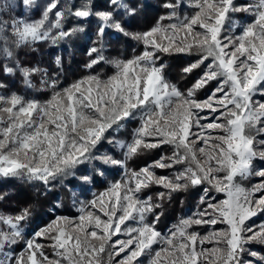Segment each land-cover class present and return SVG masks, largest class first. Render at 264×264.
Listing matches in <instances>:
<instances>
[{
    "label": "snow or ice",
    "instance_id": "obj_1",
    "mask_svg": "<svg viewBox=\"0 0 264 264\" xmlns=\"http://www.w3.org/2000/svg\"><path fill=\"white\" fill-rule=\"evenodd\" d=\"M139 7L128 0H108L104 9L94 0H0V74L50 93L42 102L5 93L8 84L0 81V177L46 191L68 177L107 184L100 192L85 189L91 200L74 199L77 217L57 216L28 239L23 224L30 208L0 211V264H264L251 247L264 246V221L249 223L264 213V0H163L166 11L155 24L134 31L126 18H135ZM34 9L38 17L27 14ZM93 21L87 76L62 85L59 56L51 73L23 64L22 50L58 46ZM109 33L143 50L109 59ZM178 54L193 58L180 70L182 78L193 77L186 89L167 75L164 57ZM101 64L114 73L101 78L92 71ZM204 89L208 94L200 98ZM156 150L157 159L129 167ZM110 169L120 170L119 179L110 178ZM158 169L171 171L158 175ZM253 178L261 179L245 186ZM153 186L162 189L155 200L144 195ZM198 186L203 195L196 210L166 233L158 230L164 203ZM200 226L209 229L206 235L195 230ZM41 238L51 241L54 258Z\"/></svg>",
    "mask_w": 264,
    "mask_h": 264
},
{
    "label": "trees",
    "instance_id": "obj_2",
    "mask_svg": "<svg viewBox=\"0 0 264 264\" xmlns=\"http://www.w3.org/2000/svg\"><path fill=\"white\" fill-rule=\"evenodd\" d=\"M41 2H46V0H41ZM107 2L108 0H94V6L99 9H104L107 7ZM128 2L132 5L140 6L138 14L135 18H126L130 20L132 25L131 30L134 31H143L150 28L155 24L159 16L164 14L166 11L161 7L163 0H128ZM22 11L25 10L21 8L16 9L17 14ZM184 11L191 12L192 10L181 8L182 14ZM27 14L32 17H38L39 9H34ZM241 16H243V14H238L237 18H240ZM73 23H76V21H70L68 26H71ZM94 36L95 21L88 24L83 33L77 34L75 37L70 38L67 42H61L55 47L42 45L40 46V51L38 53L22 50L20 52V58L26 66L40 64L41 66L48 67L51 73L56 71L54 60L57 56H59L63 65V71L60 75V79L62 81V85H67L89 74V70L84 66L91 59L87 55V50L92 46ZM106 43L107 50L105 52V56L109 59H128L132 55L139 54L143 50V45L137 44L136 42L122 36L117 38V34L114 33H109ZM164 59L169 65L167 70L168 79L181 89L190 87L191 82H193V77L189 76L187 79L182 78L180 70L189 62L190 59L193 58L178 54L171 57L165 56ZM92 71L94 73L99 72L101 78H107L115 71V69L110 64H101L97 65ZM33 79L37 84V87H39V77L37 76ZM0 81L8 84V88L2 90L5 93L15 91L27 98H36L42 102L46 101L50 96V93L48 92H38L25 88L22 83V78L18 75L16 77H6L0 74ZM214 86L215 82H213V84L209 87L211 88ZM207 94L208 89H204L199 95L200 98H204ZM135 126H137V122H131L126 129L121 131V138H128L131 129ZM103 147L111 150L110 145L104 144ZM165 148H167V146H165ZM159 154L160 150L147 153L144 156L130 161L129 167L139 170L146 164L157 159ZM81 168H87L89 172L91 171V166H81ZM169 171L171 170H165V172L160 173V171L157 170V174L165 175ZM109 172L111 173L110 178L119 179V169H110ZM81 174L83 173H81L80 169H77V176ZM106 186L107 184L103 180L93 186H88L84 185L75 177H68L62 184L57 183L54 187H52L51 191H46L44 186L39 183H26L17 179L0 177V194H7L5 199L0 201V211L9 214H17L23 208H30L31 217L23 224L25 239H28L37 229L50 223L57 213L73 214V197H76L77 200H91L92 192L86 191L85 189L92 188V190L100 192L103 191ZM202 187L203 186H198L190 188L186 192H178L173 195L170 202H165L163 207L164 215L160 218V221L157 224L158 230L161 232L168 230V228H170V224H173V222L181 214L195 209L196 204H198L200 200ZM161 190L162 189L159 187L153 186L149 190H146L144 195H153V199L155 200L154 193ZM181 200L183 201L182 204L180 203ZM58 202L62 205L60 208L55 207ZM157 211H159V209ZM37 242L46 245L43 251L49 255L50 258H54L53 249L51 247H47V245L51 243L50 240L41 238L38 239ZM16 247L17 249L23 248V241Z\"/></svg>",
    "mask_w": 264,
    "mask_h": 264
},
{
    "label": "rangeland",
    "instance_id": "obj_3",
    "mask_svg": "<svg viewBox=\"0 0 264 264\" xmlns=\"http://www.w3.org/2000/svg\"><path fill=\"white\" fill-rule=\"evenodd\" d=\"M238 2H244V0H238ZM250 19V18H249ZM242 22H243V20H242ZM114 73V72H113ZM112 73V74H113ZM111 74V75H112ZM110 75V76H111ZM159 170V169H158ZM160 171V173H162V172H165V170H159ZM166 174H168V173H166ZM165 174V175H166ZM261 178H253L252 180H250V181H245L244 183H245V186H250V184H252V183H256V182H259V180H260ZM203 195V192L201 191L200 192V197ZM75 200H77L76 199V197H73ZM217 198L218 199H222L223 198V195L222 194H218V196H217ZM73 201L74 200H72V205H73V210L72 211H74L73 212V214H69V213H57V215L52 219V220H54L57 216H69V217H73V218H75V217H77L78 215H79V213L76 211V207H74V203H73ZM197 205L198 204H196V206H195V209H192V210H190V211H188V212H185V213H183V214H181L174 222H173V224H175V223H177V221H178V219L180 218V217H182V216H188V215H191V213L193 212V211H195L196 210V208H197ZM76 211V212H75ZM76 213V214H75ZM51 220V221H52ZM50 221V222H51ZM262 221H264V213H261V214H259L257 217H255V218H253L251 221H249V223H260V222H262ZM173 224H170V227L173 225ZM217 228H222V227H225L224 225H217L216 226ZM169 229V228H168ZM196 231H198L201 235H206L207 234V232H208V228L207 227H204V226H200V227H197L196 229H195ZM167 232V230L166 231H164V233H166ZM115 239V238H114ZM205 247H211L212 245H210V244H205L204 245ZM254 250H256L260 255H264V246L263 247H261L260 245H252L251 246ZM116 259H119V257H117ZM141 259L142 260H145L146 258L145 257H141Z\"/></svg>",
    "mask_w": 264,
    "mask_h": 264
}]
</instances>
